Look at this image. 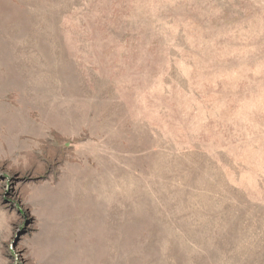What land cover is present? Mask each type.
I'll return each instance as SVG.
<instances>
[{
  "label": "rangeland",
  "instance_id": "374dc122",
  "mask_svg": "<svg viewBox=\"0 0 264 264\" xmlns=\"http://www.w3.org/2000/svg\"><path fill=\"white\" fill-rule=\"evenodd\" d=\"M0 264H264V0H0Z\"/></svg>",
  "mask_w": 264,
  "mask_h": 264
}]
</instances>
